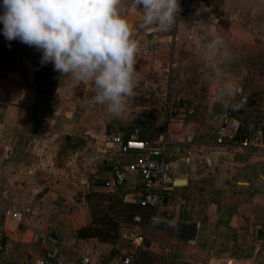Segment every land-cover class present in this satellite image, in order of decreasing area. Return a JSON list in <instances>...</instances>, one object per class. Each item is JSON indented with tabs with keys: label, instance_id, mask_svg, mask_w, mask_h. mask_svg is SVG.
<instances>
[{
	"label": "crops",
	"instance_id": "0c3cea01",
	"mask_svg": "<svg viewBox=\"0 0 264 264\" xmlns=\"http://www.w3.org/2000/svg\"><path fill=\"white\" fill-rule=\"evenodd\" d=\"M133 3L125 0L123 14L140 50L134 92L119 116L93 102V82L42 65V53L6 40L0 23V264L40 261L46 247L39 237L48 227L57 256L71 264H120L137 236L134 264H264V0H193L171 32L144 26ZM217 35L228 62L203 48ZM189 61L195 82L206 85L202 116L215 122L214 132L237 122V142L249 137L248 147L217 146L214 134L210 143L191 142L195 125L171 122L172 113L191 115L193 107L163 92V78L185 81L180 68ZM162 126L181 132L166 134L168 160L187 162H178L165 205L151 211L137 204L134 171L110 186V166L129 165L135 154L122 155L107 137L125 142L136 130L147 141L143 131Z\"/></svg>",
	"mask_w": 264,
	"mask_h": 264
},
{
	"label": "clouds",
	"instance_id": "9594fccd",
	"mask_svg": "<svg viewBox=\"0 0 264 264\" xmlns=\"http://www.w3.org/2000/svg\"><path fill=\"white\" fill-rule=\"evenodd\" d=\"M143 9L144 26L170 31L180 10L178 0H134ZM122 0H2L0 23L8 41L34 47L41 64L76 82L91 81L93 102L106 105L113 116L121 115L133 95L140 42L124 17ZM219 35L203 44L208 52H219L221 62L231 54ZM215 78L222 75L217 66ZM231 94L229 87L225 90Z\"/></svg>",
	"mask_w": 264,
	"mask_h": 264
},
{
	"label": "built area",
	"instance_id": "2783aa9c",
	"mask_svg": "<svg viewBox=\"0 0 264 264\" xmlns=\"http://www.w3.org/2000/svg\"><path fill=\"white\" fill-rule=\"evenodd\" d=\"M192 1L193 0H178L180 10L176 15V23L169 32L173 31L177 22L189 13ZM124 3L125 0H122V4ZM0 4H2V0H0ZM153 28L156 27L153 26ZM238 132L239 125L235 121L220 125L214 132V144L217 146L238 144L244 148L248 147L250 145V138L247 137L237 142ZM107 142L119 144V153L122 155H126L129 152L135 154L134 161L129 165L112 164L110 166V186L117 187L123 184L127 178V173L134 171L140 179V188L142 191L137 199V204L151 211L163 207L174 187L173 175L176 174L178 162H183L185 164L187 160H168L165 155V143L163 141H142L139 139V133L136 130L129 134L125 142H122L120 135L108 136ZM106 185H108V183ZM10 216L16 219L18 215L17 213H12ZM150 222L156 226H162L164 224L154 217L150 218ZM1 230L0 228V233ZM141 241L142 237L140 236L133 239L131 243L135 245V248L129 255L123 256L120 259V264H134L135 254L139 250L138 248ZM39 242L41 245L45 246L46 249L43 258L36 264H71L57 256L58 240L51 227L45 229L44 233L39 237Z\"/></svg>",
	"mask_w": 264,
	"mask_h": 264
},
{
	"label": "rangeland",
	"instance_id": "374dc122",
	"mask_svg": "<svg viewBox=\"0 0 264 264\" xmlns=\"http://www.w3.org/2000/svg\"><path fill=\"white\" fill-rule=\"evenodd\" d=\"M182 78L185 81H179V77H174V80L176 83L172 82L169 84H166L169 82V74L165 73L164 80L165 85L162 89L163 92H172L176 95H182L184 97V101L180 100V103H184L186 105L192 106V114L181 116L178 114V112L172 113L171 122L174 124H177L180 120L189 124H194V126H191L190 129L192 131H187L188 135L191 137V142L196 143H210L213 139L214 134V126L215 122L212 121L209 117L205 118L202 116L203 111V103L205 101L206 97V85L200 84L195 82V77H197V69L194 66L193 61H189L186 64V67L180 68ZM155 74L157 72L155 71ZM185 76V77H184ZM162 79V76L159 77V79ZM168 81V82H167ZM201 113V114H200ZM159 123H163V117H158ZM245 120L252 118L257 119L256 117L245 115ZM216 121V120H215ZM261 121H259L260 123ZM159 129V131H143V137L149 141V142H156V141H164L166 134H170L175 138H180L181 132H177V126H175L170 132H166L165 130ZM161 139H160V138Z\"/></svg>",
	"mask_w": 264,
	"mask_h": 264
},
{
	"label": "water",
	"instance_id": "95a60500",
	"mask_svg": "<svg viewBox=\"0 0 264 264\" xmlns=\"http://www.w3.org/2000/svg\"><path fill=\"white\" fill-rule=\"evenodd\" d=\"M225 123H223L222 125H224ZM105 135H108V128H105Z\"/></svg>",
	"mask_w": 264,
	"mask_h": 264
}]
</instances>
